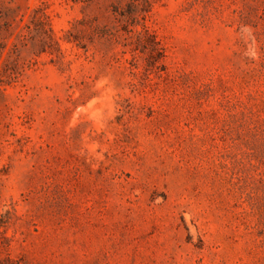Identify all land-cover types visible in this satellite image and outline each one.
<instances>
[{"label":"rangeland","instance_id":"374dc122","mask_svg":"<svg viewBox=\"0 0 264 264\" xmlns=\"http://www.w3.org/2000/svg\"><path fill=\"white\" fill-rule=\"evenodd\" d=\"M0 264H264V0H0Z\"/></svg>","mask_w":264,"mask_h":264},{"label":"trees","instance_id":"16d2710c","mask_svg":"<svg viewBox=\"0 0 264 264\" xmlns=\"http://www.w3.org/2000/svg\"><path fill=\"white\" fill-rule=\"evenodd\" d=\"M44 17V16H43Z\"/></svg>","mask_w":264,"mask_h":264}]
</instances>
